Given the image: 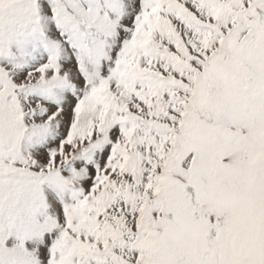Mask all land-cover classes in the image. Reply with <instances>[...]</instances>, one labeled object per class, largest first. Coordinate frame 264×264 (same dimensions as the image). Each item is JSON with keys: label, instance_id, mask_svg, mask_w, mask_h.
I'll use <instances>...</instances> for the list:
<instances>
[{"label": "snow or ice", "instance_id": "1", "mask_svg": "<svg viewBox=\"0 0 264 264\" xmlns=\"http://www.w3.org/2000/svg\"><path fill=\"white\" fill-rule=\"evenodd\" d=\"M0 264H264V0H0Z\"/></svg>", "mask_w": 264, "mask_h": 264}]
</instances>
